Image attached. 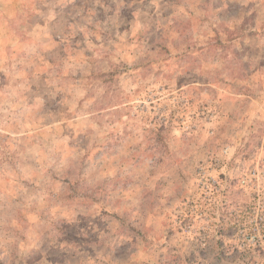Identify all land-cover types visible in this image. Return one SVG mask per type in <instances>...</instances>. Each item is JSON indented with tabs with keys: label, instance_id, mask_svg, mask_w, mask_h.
<instances>
[{
	"label": "rangeland",
	"instance_id": "obj_1",
	"mask_svg": "<svg viewBox=\"0 0 264 264\" xmlns=\"http://www.w3.org/2000/svg\"><path fill=\"white\" fill-rule=\"evenodd\" d=\"M0 264H264V0H0Z\"/></svg>",
	"mask_w": 264,
	"mask_h": 264
}]
</instances>
